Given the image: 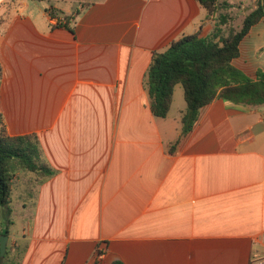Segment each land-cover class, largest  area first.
Listing matches in <instances>:
<instances>
[{
    "label": "crops",
    "instance_id": "obj_1",
    "mask_svg": "<svg viewBox=\"0 0 264 264\" xmlns=\"http://www.w3.org/2000/svg\"><path fill=\"white\" fill-rule=\"evenodd\" d=\"M214 18L196 0H0V119L55 171L2 227L7 264H264V104L215 99L187 133L180 84L150 110L152 53ZM232 64L264 70V18Z\"/></svg>",
    "mask_w": 264,
    "mask_h": 264
},
{
    "label": "trees",
    "instance_id": "obj_2",
    "mask_svg": "<svg viewBox=\"0 0 264 264\" xmlns=\"http://www.w3.org/2000/svg\"><path fill=\"white\" fill-rule=\"evenodd\" d=\"M196 2L215 17L212 31L206 37L182 36L164 51L153 52L146 73L150 110L155 117H166L174 86H182L186 103L182 133L191 130L199 110L215 99L248 108L264 104V70H257L251 79L232 64L239 56V44L244 36L264 18V0L252 3L238 29L230 23L228 10L233 5L226 0ZM19 173L30 179L26 184L28 189L33 182L37 186L44 183L55 171L45 161L36 134L10 136L0 119V210L5 209L7 216L12 183ZM0 264H7L6 252L0 257Z\"/></svg>",
    "mask_w": 264,
    "mask_h": 264
},
{
    "label": "rangeland",
    "instance_id": "obj_3",
    "mask_svg": "<svg viewBox=\"0 0 264 264\" xmlns=\"http://www.w3.org/2000/svg\"><path fill=\"white\" fill-rule=\"evenodd\" d=\"M234 5L232 6V9H229V15H230V23L234 28H239L242 22L243 17L249 12V8L252 5L251 0H232ZM243 6V8L241 7ZM180 94V91H179ZM175 100H177V97H175ZM185 106V105H184ZM30 179L26 177L25 174L20 173L17 174L14 177V181L12 183V195H11V202L9 205V210L10 213L8 214V217L6 218L5 221L2 220L4 217V214L6 212L5 209L0 210V231L4 230V226H6V222L8 223V228L11 229V231H19L25 224V220L21 217V213L23 212V207L25 206L26 212H30V207L32 206L31 202L33 200V196L35 194L36 188H37V183L33 182L28 189H26V183H28ZM33 180V179H31ZM23 190H28L29 192V197L28 201H30V204L26 205H31V206H26L24 204L25 200L24 198H21V192ZM25 218V217H24ZM27 219V218H26Z\"/></svg>",
    "mask_w": 264,
    "mask_h": 264
},
{
    "label": "water",
    "instance_id": "obj_4",
    "mask_svg": "<svg viewBox=\"0 0 264 264\" xmlns=\"http://www.w3.org/2000/svg\"><path fill=\"white\" fill-rule=\"evenodd\" d=\"M7 239L6 235L0 236V257H2L6 251Z\"/></svg>",
    "mask_w": 264,
    "mask_h": 264
}]
</instances>
